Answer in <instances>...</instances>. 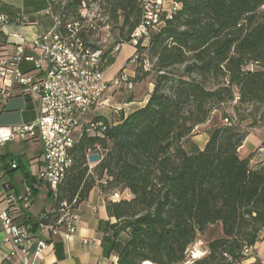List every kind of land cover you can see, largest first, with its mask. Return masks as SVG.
<instances>
[{
    "label": "trees",
    "instance_id": "trees-1",
    "mask_svg": "<svg viewBox=\"0 0 264 264\" xmlns=\"http://www.w3.org/2000/svg\"><path fill=\"white\" fill-rule=\"evenodd\" d=\"M82 1L68 0L66 12L75 16ZM85 1L104 8L119 41L140 22L137 0ZM176 1L179 8L151 33V70L138 67L132 78L152 75L147 102L116 124L94 118L105 128L74 145L58 201L78 204L94 186L129 191L130 199L106 204L116 222L101 244L117 264H236L264 231V158L239 154L264 116V0ZM110 51L103 70L115 60ZM225 105L234 114L223 111L203 148L186 150L194 128ZM94 145L99 160L88 174ZM216 225L207 253L189 259L188 246Z\"/></svg>",
    "mask_w": 264,
    "mask_h": 264
},
{
    "label": "built area",
    "instance_id": "built-area-1",
    "mask_svg": "<svg viewBox=\"0 0 264 264\" xmlns=\"http://www.w3.org/2000/svg\"><path fill=\"white\" fill-rule=\"evenodd\" d=\"M19 1L11 13L0 11V44L5 50L11 49L10 53L0 55V111L6 100L19 94L35 97L38 113L29 123L0 125V146L16 137L41 142L34 179L36 184L47 186L52 206L43 209L35 222L17 223L15 218L31 206L33 188L25 184L23 191L18 192L10 182H0V231L8 245L1 264H41V252L49 247L52 238L69 241L77 230L76 199L58 201V187L72 166L74 145L83 135L105 128L101 120L88 116L94 115L101 105H108L105 95L110 88L124 85L131 90L133 77L127 68L109 80L104 77L102 56L106 52L93 48L89 40L90 34L98 29L92 18L97 2L83 0L77 14L72 16L65 10L68 0H42L47 6L37 14L49 16L52 24L27 38L24 28L37 22L27 17L24 0ZM137 1L141 8L139 24L127 41L120 40L110 51V54L118 52L129 43L132 52L127 66L133 67L134 72L138 67L151 70V33L159 31L165 19L179 8L176 0ZM166 2L171 3L170 9H166ZM23 63L30 64L31 69L23 70ZM98 148L94 145L87 149V160ZM261 152L264 154L263 148ZM88 164H91L89 160ZM16 166L11 164L12 168ZM249 250L244 248L242 254Z\"/></svg>",
    "mask_w": 264,
    "mask_h": 264
},
{
    "label": "crops",
    "instance_id": "crops-1",
    "mask_svg": "<svg viewBox=\"0 0 264 264\" xmlns=\"http://www.w3.org/2000/svg\"><path fill=\"white\" fill-rule=\"evenodd\" d=\"M19 1V0H18ZM29 3L37 5V2L43 3L45 7L47 6L46 2L42 0H28ZM12 3H8L5 0H0V11L11 13L17 6ZM24 11L27 17L30 20H35L37 24L35 26H27L24 28L25 35L27 38H31L36 34H39L46 29H48L52 22L49 16L43 14H37V11L41 9H34L31 13H28L25 10V4L23 2ZM31 6V7H32ZM171 3L166 2V9L171 8ZM131 47V46H130ZM3 52L10 53L11 49L5 48L0 44V55ZM119 52V51H118ZM117 52V53H118ZM132 52V47L130 53L121 58L116 66L112 68L116 62V57L114 62L109 65L110 72L104 73V77L109 80L116 76L120 72L128 60ZM23 70L31 69V65L28 63L22 64ZM128 73V72H127ZM131 77H134L135 72L131 70L128 73ZM138 85V82H133L134 85ZM149 92L143 97V99L136 101L137 97L131 98L126 102L118 103L113 105L110 103V99L107 98L108 105H101L94 115L88 116V118H93L101 116L106 118L109 122L114 124L119 123L123 117L136 110L137 108L142 107L148 100L149 94L152 91L153 83H149ZM127 89V88H126ZM133 89V88H132ZM131 89V90H132ZM128 90V89H127ZM130 91V90H128ZM25 97V96H23ZM33 100H36L33 102ZM112 106L114 109L121 108L120 110H111L108 112L106 107ZM38 102L35 97H25L22 98V95L16 94L11 98L6 100L3 105V109L0 111V125L10 126L16 124H25L32 122L37 116ZM105 109L108 113L107 117L103 113L99 112L100 110ZM208 138V137H207ZM206 138V140H207ZM31 140V139H30ZM37 145L32 157L29 158L27 164L25 165L24 160L19 158V163L11 161L10 164L4 162L3 167H0V182H10L11 186L15 188L16 191L21 192L24 189V185L28 184L33 188V199L29 210L23 212L21 216L15 218L17 223L20 222H35L40 216L43 209L51 208L52 201L51 197L47 191L45 198L38 199V192L40 191L41 185L43 183H37L34 179V173L39 167V158L42 152V144L39 140H34ZM205 143V142H204ZM258 139L253 135L249 134L243 145L239 148V153L241 157H246L248 153H252L256 150L259 152L261 149H258ZM250 146V149L246 145ZM5 145V144H4ZM246 154V155H243ZM12 163H16V168L11 167ZM28 167L29 171L26 170ZM13 169V170H11ZM22 169V170H21ZM21 170V171H20ZM19 172V173H18ZM121 194L128 193V190H122ZM130 194V193H128ZM131 196L127 198L120 197L119 194H105L102 192L99 186H94L87 198L82 202L78 203L76 208L79 214V221L77 225V230L73 238L69 241H65L60 237H54L51 240V244L48 248L44 249L40 255L41 264H117V256L111 254L105 256L102 248V239L107 234L110 224L116 222L114 216L109 215L107 211V201L116 202L120 199H130ZM85 240V241H84ZM8 245L3 242V233L0 231V264L7 252ZM236 264H264V231L261 233L259 240L250 248L249 252L244 255L242 260Z\"/></svg>",
    "mask_w": 264,
    "mask_h": 264
},
{
    "label": "rangeland",
    "instance_id": "rangeland-1",
    "mask_svg": "<svg viewBox=\"0 0 264 264\" xmlns=\"http://www.w3.org/2000/svg\"><path fill=\"white\" fill-rule=\"evenodd\" d=\"M8 3H12L14 5H17L20 3L18 0H5ZM25 4V10L28 13H31L34 9L38 8H44L45 5L43 3L37 2V5H33L28 2V0H24ZM32 6V7H31ZM94 9V16L93 22L98 26V29L93 32V34H90L89 40L92 45L98 46L103 50V52H108L109 50H114V47L117 42H119V39L117 37V28L115 24L112 22H109L108 16L104 10L103 7H101L98 3L93 6ZM131 47L129 43H126L123 45L120 49V51L114 52L112 55H116V62L112 66H116L121 58H123L125 55L130 53ZM124 68H127V72H131L133 67L127 66V61L124 66ZM110 66L106 67L104 69V73L110 72ZM153 77L152 75L148 76L146 79L138 82V85H134L133 89L128 91L124 85H120L116 88L112 87L110 88L105 97L110 99L111 104L117 105L118 103L126 102L131 98L137 97L136 101H139L143 99V97L149 92V83H152ZM22 98H25L22 96ZM36 100H33L35 102ZM108 112H111L113 107L110 105L109 107H106ZM105 109L100 110L99 112L103 113L104 115L108 116V113ZM228 112L230 114H234L232 106L231 105H225L222 106L217 111H214L211 115V117L208 119V121L202 125H199L194 128L192 132V136L189 138L188 141L184 143V147L186 150H192L194 149H202L204 144L206 143V138L208 137V131L211 127L221 124L224 121L222 120V113ZM245 124V123H244ZM251 134H253L258 139V149L264 148V116L260 118V121L257 125V127L250 129ZM205 142V143H204ZM246 147L250 149V146L247 144ZM37 149V145L33 141V139L29 140H22L19 137L14 138L13 140L7 142L5 145L0 146V167H3L4 162L10 164L11 161H15L19 163V158L24 160L25 165L27 164L26 161L29 160L30 157L33 156L35 150ZM255 152V151H254ZM256 155L253 158V162L260 161L264 158V154L258 150H256ZM240 154V153H239ZM250 153L247 154V156ZM246 155V154H243ZM95 163H91L88 166V174L93 173V168ZM22 170V169H21ZM20 170V171H21ZM26 170L29 171L28 167H26ZM19 173V172H18ZM40 191L38 192V199L45 198L47 195V186L45 184L41 185ZM119 194L120 197L127 198L128 196H131V194L126 193L121 194L122 192L119 190H113L110 192V194ZM2 204H0L1 208ZM219 231L218 226L210 227L204 234L200 235L199 238L195 240L191 245L187 248V257L189 259L193 258H199L204 256L207 253V242L214 238L217 235V232ZM196 252L197 256H194V253ZM199 255V256H198ZM188 263V262H187Z\"/></svg>",
    "mask_w": 264,
    "mask_h": 264
},
{
    "label": "water",
    "instance_id": "water-1",
    "mask_svg": "<svg viewBox=\"0 0 264 264\" xmlns=\"http://www.w3.org/2000/svg\"><path fill=\"white\" fill-rule=\"evenodd\" d=\"M99 159L98 153H92L90 155H88V160L89 162L93 163V162H97Z\"/></svg>",
    "mask_w": 264,
    "mask_h": 264
},
{
    "label": "bare ground",
    "instance_id": "bare-ground-1",
    "mask_svg": "<svg viewBox=\"0 0 264 264\" xmlns=\"http://www.w3.org/2000/svg\"><path fill=\"white\" fill-rule=\"evenodd\" d=\"M263 150H264V148H263ZM194 256H195V257L197 256L196 252L194 253ZM198 256H199V255H198ZM142 264H154V263H152V262L146 260V261L142 262Z\"/></svg>",
    "mask_w": 264,
    "mask_h": 264
}]
</instances>
